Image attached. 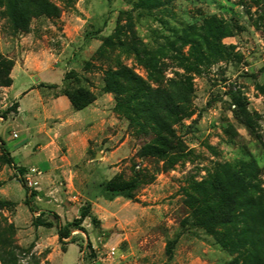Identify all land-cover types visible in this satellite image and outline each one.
I'll list each match as a JSON object with an SVG mask.
<instances>
[{
  "label": "rangeland",
  "instance_id": "rangeland-1",
  "mask_svg": "<svg viewBox=\"0 0 264 264\" xmlns=\"http://www.w3.org/2000/svg\"><path fill=\"white\" fill-rule=\"evenodd\" d=\"M23 1L26 22L16 27L0 0V264L243 263L246 253L222 249L189 200L200 186L238 177L264 202V0ZM16 65L32 68V77H16L17 89L56 70L65 71L58 89L45 87L55 95L79 86L96 98L110 95L102 142H91L87 155L92 167L77 164L74 171L92 176L90 195L113 177L137 183L131 200H92L98 222L87 219V234L73 230L63 247L58 229L85 203L66 193L67 181L51 183L57 196L43 195L31 169L22 176L27 191L3 153L23 139L13 138L6 122L16 113L3 118L15 103L4 84ZM120 68L182 105L167 123L180 152L146 154L157 129L104 90L106 71ZM58 150L64 156L63 143ZM14 159L23 164L25 157L16 152Z\"/></svg>",
  "mask_w": 264,
  "mask_h": 264
},
{
  "label": "trees",
  "instance_id": "trees-1",
  "mask_svg": "<svg viewBox=\"0 0 264 264\" xmlns=\"http://www.w3.org/2000/svg\"><path fill=\"white\" fill-rule=\"evenodd\" d=\"M37 1L46 3L44 0H32L34 3ZM23 2V0H7L8 11L13 25L16 27L26 22ZM23 29L26 31L28 28L25 26ZM106 45H111V42L107 41ZM69 74L71 73L65 75ZM12 83V78H8L4 87H10ZM104 83L105 93H113L118 105L136 114L140 119L153 123L157 129L155 145L148 146L146 154L164 157L168 153L181 151V142L175 141L174 133L167 123L177 111H181L183 108L180 103H176V99L170 92L151 89L127 68H120L117 71L107 70ZM40 86L58 89V85L55 84H41ZM64 96L70 100L76 111L84 110L96 100L90 90L81 86L75 90H67ZM181 102L185 103L186 101L182 100ZM18 107V103H14L13 110L9 108L3 118H6L7 113L11 111L17 113ZM3 153L7 164L19 174L22 186L29 191L22 178L28 169L17 166L9 152L3 151ZM97 188L98 193L101 194L91 195V200L100 197L107 201L117 198L131 200L137 183L135 181L123 182L113 177L106 182H101ZM254 188L253 185L247 183L245 178H230L226 183L213 180L206 187L196 188L195 191L199 196L191 197L189 200V206L193 207L192 214L205 218L201 226L208 230V233L216 239L222 249L232 254L246 253L243 263L239 259H235L227 264H264V202L259 193L257 196L253 194L254 191H257ZM31 195L35 197L37 194L33 191ZM79 214L78 218L65 223L58 229L57 235L62 247L66 245L64 240L71 237L73 230L87 234L83 227L87 219L93 223L98 222V219L92 214L91 201L90 205L84 204Z\"/></svg>",
  "mask_w": 264,
  "mask_h": 264
},
{
  "label": "crops",
  "instance_id": "crops-1",
  "mask_svg": "<svg viewBox=\"0 0 264 264\" xmlns=\"http://www.w3.org/2000/svg\"><path fill=\"white\" fill-rule=\"evenodd\" d=\"M30 69L32 68L28 65L24 67L16 65L11 73L12 86L7 88L19 107L17 113L6 122H10L12 132L15 134L13 138H18L19 134L23 135L22 141L9 149V152L13 159L16 152L25 157L23 164L15 163L38 174L41 180V187L38 190L43 195L57 196L51 183L59 180L69 183L66 193H72L74 196L72 199L81 203L92 201L90 197L92 176L85 175L84 178H79L74 168L77 164L84 163L85 168L92 167L93 160H87V155L91 142H102L101 137L109 123L107 110L113 107L111 96L98 95L90 106L76 111L66 96L55 95L53 90L49 92L48 88L38 87L41 84L58 85L62 82L65 71L52 70L42 73L30 87L17 89L16 77L20 75L32 77ZM47 74L49 79L44 78ZM11 138L3 141L9 142ZM60 143H63L66 149L64 156L60 155L59 150L55 151V145ZM114 153L111 152L110 158L105 159L110 161ZM106 163L102 162L104 165ZM42 164L46 166L44 170L39 167ZM76 181L79 183H75ZM99 199H96L97 203L100 202Z\"/></svg>",
  "mask_w": 264,
  "mask_h": 264
},
{
  "label": "built area",
  "instance_id": "built-area-1",
  "mask_svg": "<svg viewBox=\"0 0 264 264\" xmlns=\"http://www.w3.org/2000/svg\"><path fill=\"white\" fill-rule=\"evenodd\" d=\"M15 135V134H14Z\"/></svg>",
  "mask_w": 264,
  "mask_h": 264
}]
</instances>
